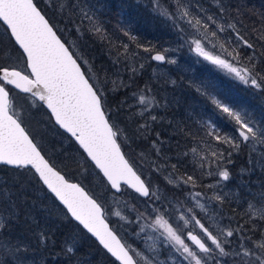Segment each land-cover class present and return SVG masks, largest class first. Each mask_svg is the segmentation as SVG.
Segmentation results:
<instances>
[{"label":"snow or ice","instance_id":"obj_1","mask_svg":"<svg viewBox=\"0 0 264 264\" xmlns=\"http://www.w3.org/2000/svg\"><path fill=\"white\" fill-rule=\"evenodd\" d=\"M151 3L153 12L177 34L180 48L187 46L189 51L227 79L264 92V25L259 30H252L258 33L257 40L261 42L258 49L255 43L245 38L246 34L242 35L237 29L236 23L232 22L230 7H225L220 0H217L218 11L214 14H209L199 0H151ZM57 4L58 0H49L50 7L56 8ZM57 10L61 13L66 10V19L77 32L81 31L84 21H89L91 26L88 30L100 39H107L95 14L87 9V5L82 6L80 0L59 3ZM76 16L80 17L79 24ZM0 22L6 26L19 52L15 59L9 57L12 64L0 63V164L34 170V175L66 207L71 217L83 225L119 264H140L141 261L143 264H166V261L157 259L160 251L157 242L178 253L184 264H264V226H261L264 224V183H261L262 191L258 194L249 189L254 200L248 202L243 214L245 222H237L235 227L231 217L227 225L223 223V205L232 194L223 192L222 183L231 180L229 166L233 164L232 156L244 147L249 148L248 167L240 171L251 175L259 168L264 174V150L254 157L257 145L264 149V121L258 123L245 108L226 103L221 83L207 77L200 79L194 85L196 92L210 103L214 115L219 114L232 125L231 129L224 132L211 117L198 121L202 128L207 129V137L218 142L210 146L208 155H200L195 147L190 150L194 157H199V175L195 170L181 173L179 154L177 162L171 163V157L163 155V142L157 133L152 142L157 159L148 164V175L145 176L143 168L138 170L136 162L127 158L123 150L129 146L130 138L124 136L112 120L111 110L106 109L105 88L97 86L91 69L85 70L88 61L74 46L62 40L34 0H0ZM229 29L235 40L231 35L227 39L221 37L220 34H228ZM120 31L137 49L146 53L155 51V45L145 46L129 30L121 28ZM244 48L251 53L245 56ZM120 49L124 53L130 52L127 43L121 44ZM168 51H155L151 60L176 64L175 59L167 58ZM119 58L120 51H117L114 65L120 62ZM143 67L141 64L140 68ZM129 71L135 74L138 70L133 68ZM14 89L25 94L19 109L13 102ZM150 93L147 86L139 90V95L133 93L137 105L143 106L137 113L141 118L148 115L149 109L167 107ZM37 101L46 106L55 124L70 134L78 150L86 154L84 158L94 167L113 199L131 189L129 195L143 204L141 208L137 203L124 202L129 213L136 214L135 221L129 220L119 210L111 215L138 225L135 236L140 238L145 234V241L151 242L147 243L151 256L122 242L107 222L104 204L80 183L70 182L55 163L42 154V147L34 142L23 126L21 114V109H32ZM125 103L121 101L117 114ZM157 119V116H150L153 122ZM148 130L146 122L138 125L133 135L136 139L146 140ZM183 155L186 158L188 154ZM161 160L164 162L160 163ZM141 161H144L143 155ZM210 166L211 170L204 171ZM152 175L162 179L153 183ZM203 176L218 179L213 184L204 185ZM197 188L203 191H196ZM209 191L211 195H208ZM9 215L11 219L0 215V228H7L15 219L13 212ZM46 238L42 233L41 239ZM237 239L238 245L234 244ZM0 251L14 256L20 251V246L5 241L0 243ZM73 251L69 246L65 255ZM169 259L177 264L176 256ZM0 264L7 262L0 260Z\"/></svg>","mask_w":264,"mask_h":264},{"label":"rangeland","instance_id":"obj_2","mask_svg":"<svg viewBox=\"0 0 264 264\" xmlns=\"http://www.w3.org/2000/svg\"><path fill=\"white\" fill-rule=\"evenodd\" d=\"M42 1L47 9V14L52 17L55 22V27L58 29V31L61 32L68 45L74 46L75 50L78 51V53L82 54L83 57L88 61V65L85 66V70L87 71L88 69H91V74H93V80L97 82V86H103L105 88L104 99H109L110 97L115 95L117 96V105H115L116 109L114 110H117L121 101H126V103L123 105L122 110L119 111L118 114L116 111L115 114L112 115V120L118 124L120 129L123 131L124 136L130 138L128 141L129 146L125 148H127V150L129 151L128 154L130 156L131 161H135L139 168H143L145 176L148 175V164L151 161L157 159L156 150L152 146V142L156 139L157 133L160 132V140L163 142L161 145L163 148V155L172 158L173 156H175L176 158L175 160L171 161V163L177 162L179 154V159L181 160L180 170L183 169V172L187 171L189 173H192L195 170L196 173L200 174V169L198 167L199 157H194L190 150L195 147L198 149L200 155H208L211 150L210 146H215L218 144V142L212 141L211 138L207 137V129L202 128L201 123H198V121L202 122L211 117L218 127L219 122L222 124H227L228 127L226 126L224 132H227L229 131V129H231L232 125L229 124L224 118L220 117L219 114L214 115V110L210 103L206 100L205 97L201 96L199 93L196 92L194 85L198 84L200 79H204L207 77L216 80V78H219L222 81L221 85L223 86L226 94V103H230L236 107L245 108L248 112L252 114V119L257 121L258 123L264 121V92L245 86L239 83L238 81L227 79L221 72H219L213 66L207 64V62H203L201 58L196 56L195 53L189 51L187 46L180 48L177 34L175 38H171L168 36L160 38L157 46L160 49L155 48V51L162 52L165 49H169V51L166 53V56L169 59H175L177 61L176 64H169L166 62L159 63L152 61L150 56L155 53V51L152 53H146L143 50H134L132 52L124 53L122 50L116 49L112 52L113 56L112 58H110V62L113 63L114 59H116L117 51H120V62L115 65L113 63L112 67L115 69L114 74L109 78H106L103 72H101L100 68L95 65L94 58L90 57V51L88 49V35L89 33H91L88 30L91 26L90 22L84 21V24L81 25V31L77 32L74 26L68 23L66 19V10L64 13H61L57 10L59 3L68 4L70 0H58L56 8L49 6V0ZM80 3L82 6L87 5V9L95 14L96 20L98 22H103V27L110 29V37L113 40H116L118 34L120 33L118 19L113 17L112 13L115 10L113 7H111L110 3L104 2V0H80ZM199 3L208 11L209 14H214L218 11L217 0H199ZM146 4H152L151 0H146ZM75 19L76 23L79 24L80 17L76 16ZM160 20L161 22L159 23L161 25H158L163 27L165 21L161 17ZM4 28L5 26L0 22V31H5ZM152 29L153 28H151V33ZM220 35L223 39H227L228 36L231 35L232 39L235 40V35L232 33ZM115 42L117 47H120V45L124 43L123 40H118ZM71 50L73 49L71 48ZM132 53H136V55L133 56ZM4 55L8 56V52H6ZM92 56L95 57L93 52ZM10 57L15 59V57L13 56ZM198 60L201 62L197 63ZM141 64L144 65L142 69H145L146 72H149L151 80L162 78L163 82L167 83L170 87L168 89L169 91H174V88L181 90L183 93L186 94V97L184 99L186 101L187 107H193L191 109H185L190 113L188 114V116L191 117L193 123V128H191L188 132L195 131L200 133H197L198 139L196 141H193L194 143L188 144L186 148L180 143V141L174 140L170 137H164V135H162L161 133L164 132L170 135L172 134V132H176V126L172 127V125H170L169 127H158L161 131L151 132L152 128L156 127H153V123L150 120V116L154 115L160 118L162 116L160 112H163L162 107H158L155 110L149 109L148 115H145L144 118H141L137 114L143 108V106L137 105L136 98L133 96V93H137V95H139V90L147 86L151 89L150 94L157 96H155L157 100L158 96L160 97L161 93V98H163L162 89H159L157 91L152 87L150 81H141L139 77L141 73L140 70H142L140 68ZM133 68L138 70L135 74L129 71V69ZM142 76L146 77V74L144 75L143 73ZM139 80L141 82H138ZM173 81H175V83H172ZM235 87L241 88L239 93L238 90L235 89ZM19 93L20 92L17 90L13 92V102L18 109L22 104L23 97V95L21 96ZM189 93H193L196 96L189 97ZM244 94L247 96L245 102L242 101ZM120 95L123 96L122 99L121 97H119ZM176 96L177 98H181L180 94ZM190 101L192 102V104H190ZM159 102L161 105H163L161 101ZM129 106L131 107L129 108ZM37 107L38 106L36 104V106L32 109H28L26 107L21 109V114L25 121L26 117L36 119V121L41 125L43 131H45L46 134H49L53 138H55L53 142L56 144V146L60 145V148L67 147L68 149L70 143L67 141V138H65V136L61 135V133L57 132L56 129L52 127V125H56H54V123L52 122H49V120L45 117L46 114L40 111ZM166 109L170 110L171 106L167 104V107H165L164 111H166ZM146 122L148 124L149 130L146 133L148 139H146L145 142L143 138H134L135 136L133 134L135 133L138 125L145 124ZM155 122L160 123L159 119H157ZM35 136L37 139H39V141H41V143H43V137L40 132H35ZM133 140L138 141L139 145H136ZM225 146L227 145H224L223 147ZM256 147L257 152L254 154V157H258L260 152L264 150L260 145H257ZM172 148L177 151L175 153L171 152ZM67 149L66 151L69 152ZM245 150L246 155H241V158H238L235 162L234 160L237 157L232 156L234 164L236 162H239L240 166L235 169L229 166L230 171L232 172V178L230 181L222 182L224 185L223 192L232 194L229 196V198L225 201L223 205V223L227 225L229 223L228 218L231 217L233 227L237 226V222H239L240 224H243L245 222L246 217L243 214L247 210L248 202L254 200V197L252 195H249V189L252 193L258 194L260 191H262V189L260 188L261 183H264V174H261L259 168H257L255 173L251 175L247 173H242L240 171L242 168L248 167L249 148L245 147ZM184 153L188 154L186 158L183 155ZM141 155H143L144 157L143 162L141 161ZM242 158L243 162H245L246 164H241ZM82 161L85 162L86 159L81 157L78 158V168H81L82 172L84 173V176L87 179V182H89L91 187L94 186L96 190H98L99 198L104 203L107 216L110 220L113 221V223L118 228V233H120L124 242L133 245L134 247L143 251L146 255L151 256L152 254L148 253L147 251V243L151 242L145 241V234H141L140 238H137L135 236V232L138 230V225L136 223H129L126 220H121L119 217L111 215L112 212L119 210L122 212L123 215L128 216L129 220L135 221L136 214L129 213L128 208L124 207V202L137 203L138 206H140L141 208H143V204L139 201V199L134 200L132 196L129 195V193H131L130 189L126 190L125 194L123 195L117 194L115 199H113L112 193L107 191L104 182L101 183V179L99 176L96 175V171L89 166L86 167L85 163H83ZM163 162V160L160 161V163ZM208 170H211V166L206 167L204 169V171ZM164 175H167V173H164ZM2 178L3 176H0V183L5 182ZM203 178L207 180L208 176H203L202 179ZM151 179L153 183H155L157 180H161L162 178L156 175H152ZM215 179H218V177H215L208 181H202V183L204 185L213 184L215 182ZM196 191H203V189L197 188ZM208 195H211V191L208 192ZM117 201H119V203H117ZM235 204L241 205V209L237 212L231 213L230 211L233 210L234 207H236ZM13 209L14 208H12V210ZM12 210H8V213H10ZM0 215L4 216V213L1 210ZM250 226L251 225L249 224V227ZM261 226H264V224H261ZM189 230H192L191 227ZM157 244L158 248L160 249L157 259L161 261H166V264H173V261L169 259V257L176 256L177 264H184V262L180 260L178 253L171 251L169 248L161 246L159 242H157ZM234 244L238 245V239L234 240ZM16 254L17 253H15V255ZM15 255H12L13 260L17 259L15 258ZM140 264H143V262L141 261Z\"/></svg>","mask_w":264,"mask_h":264},{"label":"trees","instance_id":"obj_3","mask_svg":"<svg viewBox=\"0 0 264 264\" xmlns=\"http://www.w3.org/2000/svg\"><path fill=\"white\" fill-rule=\"evenodd\" d=\"M34 2L57 30L63 41L66 42L61 32L55 27V22L52 17L47 14V9L43 1L34 0ZM104 2L110 3L111 7L114 8L115 11L112 14L114 18L118 19L120 33L116 40H113L110 37V29L103 27V22H98L105 30L107 39H100L92 33H89L88 49L90 51V57L94 58L95 65L100 68L104 76H106L105 73H107L106 78L112 76L115 70L112 67L113 63L110 62V58L113 56L112 52L116 49L121 50L120 47H117L115 41L123 40L124 43L129 44L130 52L134 50H143L137 49L135 44L130 42L128 38L123 35L120 31L121 28L129 30L131 34L135 35L145 46L155 45L158 49H160L157 47L160 38L166 36L171 38L176 37L175 31L172 30L169 24L164 23V25H167L169 28L164 25L163 27L159 26L161 25L159 23L161 22L160 17L153 12L152 4H146V0H104ZM220 3L225 7H230L232 22L236 23L237 29L240 30L241 34H246V39L255 43L258 49L261 48V42L257 40L258 33L252 30L253 28L259 30L261 26L264 25V0H220ZM237 10L239 12L238 20ZM151 28H153L152 33ZM4 29L5 31H0V48L3 49V51L0 52V63L12 64L9 57L13 56L16 58L19 52L14 47V42L10 39L6 28ZM228 33L234 34L231 29L228 30ZM109 41H111V43H109ZM113 45H115V47H113ZM6 52H8V56L4 55ZM92 52L95 57L92 56ZM242 52L247 56L251 53V50L244 48ZM18 63L17 61V64ZM140 72L139 77L141 81H150L154 89L157 91L159 89L163 90V98H161V93L160 97L158 96V101L163 103L164 98H173V100L163 103V105L169 104L171 109H166V111H164L165 107H162L163 112H160L162 116L158 118L160 123L151 121L153 127H156L152 128L151 132L161 131L158 127H169L172 125V127L176 126V132H172L170 135L161 132L164 137L178 140L184 147L197 140V133L200 132H188L193 128V123L191 117L188 116L190 113L185 109H191L193 107H187L184 99L186 94L176 88H174V91H169L168 89L170 87L167 83L163 82L162 78L151 80L149 72H146L145 69L140 70ZM143 73L144 75L146 74V77L142 76ZM141 81L139 80L138 82ZM215 81L219 83L222 82L219 78H216ZM235 89L238 90L239 93L241 88L235 87ZM14 91L15 90H13V92ZM19 94L24 96L22 93ZM178 94H180L181 98H177L176 95ZM245 94L242 98L244 102L247 99ZM191 96L195 97L196 95L189 93V97ZM119 97H121V99L123 98L121 95ZM116 99V95L109 99H105L106 109H110L112 115L117 111L114 110L116 109L115 105H117ZM36 104L38 106L37 108L46 114L45 117L49 122L53 123L47 110L41 106L42 104L38 101ZM190 104H192L191 101ZM218 125L223 131L225 130L226 124L219 122ZM23 126L30 133L34 141L42 147L43 154H45L46 158L50 159V162L55 163L58 170H61L67 178L79 182L90 194H93L99 202L103 203L99 198L98 190H96L94 186L91 187L81 168H78V158H84V153L82 150H78L76 143L67 134L52 125L57 132L67 138V141L70 143L68 149L67 147L60 148V145L56 146L53 142L55 138L46 134L36 119L26 117ZM180 129H184V131L181 132ZM35 132L41 133L43 143L36 138ZM193 137H195V139ZM144 141L146 142L145 139ZM133 142L139 145L138 141L133 140ZM226 147L227 146H225V148ZM65 148L69 152H67ZM123 150L130 159L127 148ZM176 151L177 150L174 148L171 149V152L175 153ZM239 152L240 154H233L234 157H237L234 162L238 158H241V155H246L245 147ZM67 157L71 159H66ZM234 162L230 167L234 169L238 168L240 163L236 162L234 164ZM83 163H85L86 167L89 166L94 169L87 160ZM243 163L245 162H243L242 158L241 164ZM138 170H140L139 167ZM197 175L199 174L197 173ZM0 176H3L2 179L5 181L0 183V210L4 213V217L8 219H11L8 210L14 208L11 212L15 214V219H12V222L7 228H0V243L10 241L12 245L20 246V251L15 255V258H17L16 260L12 259L11 254H5L3 251H0V260L6 261L7 264H119L101 248L87 232L69 217L65 209L49 192H47L30 168L18 169L0 165ZM208 180H210L209 177L207 180L204 178L202 179V181ZM240 209L241 205H236L231 212H237ZM107 220L118 233V228L108 216ZM42 233L47 237L44 240L41 239ZM118 234L120 235V233ZM69 246H71L74 251L72 254L65 255V250Z\"/></svg>","mask_w":264,"mask_h":264},{"label":"water","instance_id":"obj_4","mask_svg":"<svg viewBox=\"0 0 264 264\" xmlns=\"http://www.w3.org/2000/svg\"><path fill=\"white\" fill-rule=\"evenodd\" d=\"M42 14H43V12H42ZM47 18V17H46ZM48 19V18H47ZM50 22V21H49ZM2 23V22H1ZM3 24V23H2ZM5 26V25H4ZM6 27V26H5ZM55 29V28H54ZM58 34V33H57ZM59 35V34H58ZM14 42V41H13ZM154 55V54H153ZM153 61V60H152ZM154 62H158V61H154ZM11 87V86H10ZM16 90V89H15ZM17 91H19V90H17ZM40 104H42V102H40V101H38ZM45 109H46V106H43ZM47 110V109H46ZM47 112L49 113V115L51 116V114H50V111L49 110H47ZM52 120H53V122H54V124H55V120H54V118H52ZM56 125V124H55ZM58 128H59V126L58 125H56ZM60 129V128H59ZM61 131H63L65 134H67L69 137H70V134H68V133H66L63 129H60ZM71 138V137H70ZM73 141H74V139L73 138H71ZM35 142V141H34ZM36 143V142H35ZM77 145V144H76ZM78 146V145H77ZM43 154V153H42ZM85 156H86V154H84ZM0 165H3V164H0ZM5 166H7V165H5ZM8 167H13V166H8ZM14 168V167H13ZM33 172H34V170H32ZM63 174V173H62ZM67 178V177H66ZM70 182H73V183H79V182H77V181H74V180H71V179H69V178H67ZM41 184H42V182H41ZM43 185V184H42ZM43 187L47 190V188H46V186H44L43 185ZM86 189V188H85ZM131 190V189H130ZM47 192H49L48 190H47ZM54 198H55V196H54V194H52L51 192H49ZM55 200L65 209V211L67 212V209H66V207L64 206V205H62L56 198H55ZM67 214L69 215V217L74 221V222H76L85 232H87L88 234H89V236H91L99 245H100V243H99V241L91 234V233H89L86 229H84L83 228V225H81V224H79V222L78 221H76L74 218H72L71 217V215L67 212ZM107 222L109 223V226L110 227H112L111 226V224H110V222L107 220ZM114 230V229H113ZM115 231V230H114ZM116 232V231H115ZM117 234V233H116ZM117 236H118V234H117ZM119 237V236H118ZM120 238V237H119ZM121 239V238H120ZM121 241H122V239H121ZM123 242V241H122ZM101 246V248H103V246L102 245H100ZM104 249V248H103ZM106 252H107V250L106 249H104ZM108 253V252H107ZM110 256H111V254L110 253H108ZM112 257V256H111ZM112 258H114V257H112ZM115 259V258H114Z\"/></svg>","mask_w":264,"mask_h":264},{"label":"flooded vegetation","instance_id":"obj_5","mask_svg":"<svg viewBox=\"0 0 264 264\" xmlns=\"http://www.w3.org/2000/svg\"><path fill=\"white\" fill-rule=\"evenodd\" d=\"M170 100H173V98H170V97H166V98H164V101H166V102H169ZM226 126H227V124H226ZM228 127V126H227ZM229 129V128H228ZM230 130V129H229ZM196 141V140H195ZM191 143H194V142H191ZM172 145V144H171ZM187 146H185V148H186ZM144 150V149H143ZM180 150H182V149H180ZM185 150V149H184ZM183 150V151H184ZM171 161H173V160H175L176 158H175V156H173V158L171 157ZM183 170V169H182ZM182 170H180V172L181 173H183V171ZM209 177V176H208ZM210 178V180L211 179H213L212 177H209ZM231 212V211H230ZM232 213V212H231Z\"/></svg>","mask_w":264,"mask_h":264},{"label":"bare ground","instance_id":"obj_6","mask_svg":"<svg viewBox=\"0 0 264 264\" xmlns=\"http://www.w3.org/2000/svg\"><path fill=\"white\" fill-rule=\"evenodd\" d=\"M5 28H6V27H5ZM62 40H63V39H62ZM161 52H162V51H161ZM153 54H155V53H153ZM153 54H152V55H153ZM150 58H151V56H150ZM159 63H160V62H159ZM164 102H166V101H164ZM164 102H163V103H164ZM127 158H128V157H127ZM86 190H87V189H86ZM87 191H88V190H87ZM112 228H113V227H112ZM116 233H117V232H116ZM117 234H118V233H117ZM118 236L120 237V235H119V234H118ZM120 238H121V237H120ZM121 239H122V238H121ZM122 241L124 242V240H123V239H122ZM124 243H125V242H124ZM113 259H114V258H113ZM114 260H115V259H114ZM115 261H116V260H115ZM116 262H117V263H119L118 261H116Z\"/></svg>","mask_w":264,"mask_h":264}]
</instances>
